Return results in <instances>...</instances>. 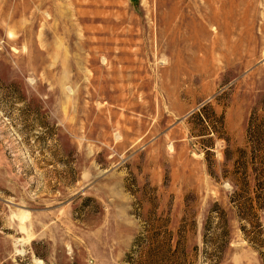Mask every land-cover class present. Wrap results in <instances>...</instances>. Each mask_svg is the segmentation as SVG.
I'll list each match as a JSON object with an SVG mask.
<instances>
[{
	"label": "rangeland",
	"instance_id": "374dc122",
	"mask_svg": "<svg viewBox=\"0 0 264 264\" xmlns=\"http://www.w3.org/2000/svg\"><path fill=\"white\" fill-rule=\"evenodd\" d=\"M263 201L264 0H0V264H264Z\"/></svg>",
	"mask_w": 264,
	"mask_h": 264
},
{
	"label": "trees",
	"instance_id": "16d2710c",
	"mask_svg": "<svg viewBox=\"0 0 264 264\" xmlns=\"http://www.w3.org/2000/svg\"><path fill=\"white\" fill-rule=\"evenodd\" d=\"M264 204V201H263ZM173 238L172 235L169 236L165 240L166 252L164 256L158 258V253L156 252L153 245L154 241L151 243L152 249L149 251L148 262L147 264H189L188 256L186 254L185 249L180 250L178 247H173L172 244ZM131 261V260H130ZM131 264H135L134 262H130Z\"/></svg>",
	"mask_w": 264,
	"mask_h": 264
}]
</instances>
